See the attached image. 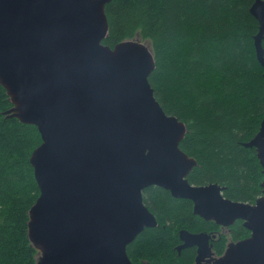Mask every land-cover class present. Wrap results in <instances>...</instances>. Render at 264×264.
<instances>
[{"label":"water","instance_id":"water-1","mask_svg":"<svg viewBox=\"0 0 264 264\" xmlns=\"http://www.w3.org/2000/svg\"><path fill=\"white\" fill-rule=\"evenodd\" d=\"M112 1L0 0V85L13 104L7 113L42 138L30 158L40 189L28 222L37 264H133L128 246L158 226L143 201L150 187L192 201L206 221H244L251 237L230 244L214 264H264V119L243 144L263 169L254 205L225 198L217 184H190L197 161L180 149L186 125L155 98L151 47L103 44ZM250 12L260 25L254 40L264 68V0ZM212 238L183 230L178 251L197 247L196 264H209Z\"/></svg>","mask_w":264,"mask_h":264},{"label":"trees","instance_id":"trees-1","mask_svg":"<svg viewBox=\"0 0 264 264\" xmlns=\"http://www.w3.org/2000/svg\"><path fill=\"white\" fill-rule=\"evenodd\" d=\"M255 2L113 0L106 6L109 34L103 41L111 48L138 35L150 41L155 98L186 125L180 149L197 161L189 183L217 184L225 198L248 204L262 196L263 181L256 150L243 146L264 119V68L254 40L260 25L250 12ZM12 107L0 85V264H36L28 222L40 189L30 158L42 138L37 127L8 116ZM143 201L158 226L128 246L132 263L194 264V249L177 250L180 232L218 226L194 215L190 201L162 188H147ZM234 232L235 240L249 236L240 224ZM223 252L222 244L218 254Z\"/></svg>","mask_w":264,"mask_h":264},{"label":"flooded vegetation","instance_id":"flooded-vegetation-1","mask_svg":"<svg viewBox=\"0 0 264 264\" xmlns=\"http://www.w3.org/2000/svg\"><path fill=\"white\" fill-rule=\"evenodd\" d=\"M145 191V190H144ZM170 193V192H169ZM171 194V193H170ZM224 195V194H223ZM172 196V195H171ZM173 197V196H172ZM174 198V197H173ZM174 199H176V198H174ZM177 200H187V199H177ZM187 201H190V200H187ZM192 204H193V213H194V203L192 202V201H190ZM199 217V216H198ZM201 218V217H200ZM204 220V219H203ZM206 221V220H205ZM206 222H213V223H215L214 221H206ZM216 224V226H218V228L217 227H215V226H212L209 230H207V231H204V230H200L199 232H191V231H189V232H191V233H194V234H199V233H206V234H209L211 237H213L212 238V240H211V253H212V256L210 257V258H207V260H211V262L209 263V264H214V261L216 260V259H219L220 257H222L224 254H225V252H226V250H227V248H228V246L230 245V244H232V243H237V242H239V241H242V240H245V239H247V238H249V237H251V232L246 228V230H248L249 231V236L248 237H246V238H242V239H237V240H235L233 237H232V235H233V233L235 234V227L236 226H238V224H240V225H242L243 227H244V221H241V220H238L234 225H232V226H230V227H225V226H221V225H218L217 223H215ZM245 228V227H244ZM229 237L231 238V239H229ZM223 238L225 239V240H223ZM181 241V240H180ZM223 242H225V243H223ZM222 244L224 245V252L222 253V254H218V250H219V248L222 246ZM183 245V242L181 241L180 242V244H179V246H178V248L180 247V246H182ZM178 248H177V250H178ZM187 249H194L195 250V253H196V256H195V262H194V264H196V258H197V255H198V253H197V251H198V248L197 247H190V248H185V249H182L181 250V252L182 251H184V250H187ZM179 252V251H178ZM180 252V253H181ZM206 260V261H207ZM204 263V262H203ZM206 264V263H205Z\"/></svg>","mask_w":264,"mask_h":264},{"label":"rangeland","instance_id":"rangeland-1","mask_svg":"<svg viewBox=\"0 0 264 264\" xmlns=\"http://www.w3.org/2000/svg\"><path fill=\"white\" fill-rule=\"evenodd\" d=\"M133 40H137V41H139V42H141V43H143V44H146V45L150 46L151 49H152V46H151L150 41H148V40H143V39L141 38L140 35H138V36H137L136 38H134ZM251 205H254V204H251ZM229 239H231V238L229 237ZM38 256H39V254L37 255V258H38ZM36 260H37V259H36ZM36 264H37V261H36Z\"/></svg>","mask_w":264,"mask_h":264}]
</instances>
